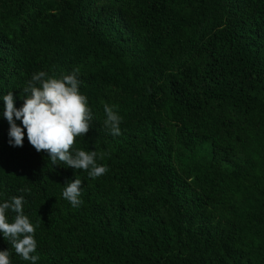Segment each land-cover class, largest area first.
<instances>
[{
    "label": "trees",
    "instance_id": "trees-1",
    "mask_svg": "<svg viewBox=\"0 0 264 264\" xmlns=\"http://www.w3.org/2000/svg\"><path fill=\"white\" fill-rule=\"evenodd\" d=\"M77 68L93 119L72 151L97 153L96 179L26 129L9 144L3 116L33 73ZM13 196L36 264H264V0H0V203ZM3 250L32 264L0 233Z\"/></svg>",
    "mask_w": 264,
    "mask_h": 264
},
{
    "label": "clouds",
    "instance_id": "clouds-1",
    "mask_svg": "<svg viewBox=\"0 0 264 264\" xmlns=\"http://www.w3.org/2000/svg\"><path fill=\"white\" fill-rule=\"evenodd\" d=\"M78 74V68L62 78H45L44 71L33 73L22 89L26 96L21 107L15 106L12 92L3 95V116L10 125L9 144L22 147L26 129L28 142L37 152L46 151L54 165L59 161L86 171L90 178L96 179L108 171L106 166L97 164V153L80 149L72 151L76 137L88 133L93 119L87 97L79 92ZM104 112V125L114 136L119 135L122 117L108 104L104 105ZM17 120L22 126L16 123ZM81 183L79 179L68 181L62 192L63 198L74 208L83 203L80 199ZM9 210L15 213L12 222L7 217ZM35 231L36 226L24 214L22 196H13L0 203V233L17 255L32 264L39 259L38 255H33L37 249ZM0 264H11L7 250L0 251Z\"/></svg>",
    "mask_w": 264,
    "mask_h": 264
}]
</instances>
